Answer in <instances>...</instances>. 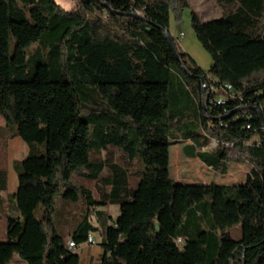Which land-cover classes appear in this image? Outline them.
<instances>
[{
  "label": "trees",
  "instance_id": "1",
  "mask_svg": "<svg viewBox=\"0 0 264 264\" xmlns=\"http://www.w3.org/2000/svg\"><path fill=\"white\" fill-rule=\"evenodd\" d=\"M73 1L66 9L0 0V141L30 147L12 164L17 190L7 196L0 264L14 254L26 264H77L58 239V198L83 206L69 233L76 246L97 230L91 210L118 204L99 264H264V0H216L227 10L207 21L192 13L207 70L165 36L170 9L186 0ZM201 77L240 97L208 104ZM170 140L214 172L227 174L231 162L250 170L236 185L176 183ZM109 147L125 165H112L113 175L101 158ZM132 169L138 179L128 181ZM6 180L1 162L0 191Z\"/></svg>",
  "mask_w": 264,
  "mask_h": 264
},
{
  "label": "rangeland",
  "instance_id": "2",
  "mask_svg": "<svg viewBox=\"0 0 264 264\" xmlns=\"http://www.w3.org/2000/svg\"><path fill=\"white\" fill-rule=\"evenodd\" d=\"M59 4L66 8H75L76 3L73 0H57ZM187 5H181L179 2L175 3L170 9L169 13V27L168 32L171 38L175 39L178 48L183 52L187 53L199 67L207 70L211 63L209 53L202 47L200 42L197 40L195 32L192 27V13H195L201 21H207L211 19L220 18L223 16L227 8H223L217 4L216 0H186ZM182 33V35H181ZM35 46H33L34 48ZM3 126L2 118L0 117V127ZM92 128V125H90ZM258 139L254 136L251 141ZM9 141V140H8ZM171 144L168 149V171L170 178L176 183L183 184H225V185H236L244 181L246 174L250 170V164L247 162H231L228 165V173L223 175L218 172L211 171L206 168L202 162L196 158H190L185 156L182 147L185 142H178L170 140ZM4 144V145H3ZM215 141L205 143L202 146L203 150H210L215 147ZM101 158L105 162V171L110 169L112 165H118L124 167V162L119 150L115 147H109L105 152L101 153ZM4 162L6 168L8 164V142L3 143L0 141V163ZM130 174L127 177L128 181L137 180V176L134 175L135 169L129 170ZM90 188L93 189V194L98 196L97 188L92 183L85 182ZM58 210L61 214L62 205L64 214L72 213L76 210L79 205L77 203H66L61 202L58 198ZM207 201H209L207 199ZM62 204V205H61ZM109 212L112 213L113 207H109ZM5 213H0V241L5 238ZM71 221L67 215L65 220L61 223V228L66 230L67 225ZM229 234L233 239H237L240 236V226H233L229 229ZM58 239L61 238L58 236ZM74 252V251H73ZM20 261L24 263L20 259Z\"/></svg>",
  "mask_w": 264,
  "mask_h": 264
},
{
  "label": "crops",
  "instance_id": "3",
  "mask_svg": "<svg viewBox=\"0 0 264 264\" xmlns=\"http://www.w3.org/2000/svg\"><path fill=\"white\" fill-rule=\"evenodd\" d=\"M29 150L30 147L28 146V144L19 137H15L8 141V164L6 168L7 180H6V188L0 191V213L2 211L5 214L9 213L10 208L7 205V196L14 193L17 190V178L12 164L14 161L22 160L23 158H25L29 153ZM205 167L210 169L207 166ZM116 173H118V171H113V170L104 171L105 175H113ZM125 173L126 176L129 175V172L127 173L125 171ZM93 186L96 187V185L94 184ZM110 187H111L110 185H106V190H109ZM109 207H113L112 213L109 212L110 211ZM91 213H92L91 224L97 228L96 231L90 233L93 236L95 243L94 244L82 243L78 245L76 249L73 250L74 254L78 257L77 264H99L101 262L104 254V250L100 246V242L103 236V230L105 226L110 225L112 220H114L115 217L118 215L119 206L117 203L109 202L105 206H97L95 209L91 210ZM82 214H83V206L80 205L76 207V210L74 212L72 213L67 212L66 214H64L63 220H65L66 215L69 218H71V221L67 225L66 230H63L61 226L60 229L58 230V232L60 233L61 241H64L65 244H67V241L70 239L69 233L75 224V219L79 218ZM8 264H23V263L20 261V258L14 254L10 259V261L8 262Z\"/></svg>",
  "mask_w": 264,
  "mask_h": 264
},
{
  "label": "built area",
  "instance_id": "4",
  "mask_svg": "<svg viewBox=\"0 0 264 264\" xmlns=\"http://www.w3.org/2000/svg\"><path fill=\"white\" fill-rule=\"evenodd\" d=\"M202 89H203L202 91L203 94L206 96V102L210 105L214 101L216 104H223L224 103L223 97H231V98L240 97V93L236 92L232 86H229L228 83L220 84L219 86L215 87L212 83L203 82ZM211 92L214 95V99L209 98V95ZM262 128L264 129V125ZM87 243L89 244L95 243V240L93 239V236L91 234L88 235ZM67 247L71 250H74L77 248V246L73 244V242H71L70 240L67 241Z\"/></svg>",
  "mask_w": 264,
  "mask_h": 264
},
{
  "label": "water",
  "instance_id": "5",
  "mask_svg": "<svg viewBox=\"0 0 264 264\" xmlns=\"http://www.w3.org/2000/svg\"><path fill=\"white\" fill-rule=\"evenodd\" d=\"M165 36H166V39H167L168 43L172 47L174 53L176 54V51L174 50V47H173V44H172L171 36L169 35V32L167 30H165ZM200 79H201L202 82H204V78L203 77H201ZM202 91H203V89H202Z\"/></svg>",
  "mask_w": 264,
  "mask_h": 264
},
{
  "label": "bare ground",
  "instance_id": "6",
  "mask_svg": "<svg viewBox=\"0 0 264 264\" xmlns=\"http://www.w3.org/2000/svg\"><path fill=\"white\" fill-rule=\"evenodd\" d=\"M230 86V85H229Z\"/></svg>",
  "mask_w": 264,
  "mask_h": 264
}]
</instances>
